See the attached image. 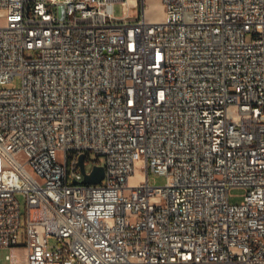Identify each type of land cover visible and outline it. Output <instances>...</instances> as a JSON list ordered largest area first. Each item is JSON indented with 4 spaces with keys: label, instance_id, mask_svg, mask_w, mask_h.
Masks as SVG:
<instances>
[{
    "label": "built area",
    "instance_id": "2783aa9c",
    "mask_svg": "<svg viewBox=\"0 0 264 264\" xmlns=\"http://www.w3.org/2000/svg\"><path fill=\"white\" fill-rule=\"evenodd\" d=\"M129 1L0 0L7 264H264V0Z\"/></svg>",
    "mask_w": 264,
    "mask_h": 264
},
{
    "label": "rangeland",
    "instance_id": "374dc122",
    "mask_svg": "<svg viewBox=\"0 0 264 264\" xmlns=\"http://www.w3.org/2000/svg\"><path fill=\"white\" fill-rule=\"evenodd\" d=\"M139 4L137 7H134L130 3L128 6V15L129 19H136L137 17H141V8L142 5L144 7L145 13V20L147 22H159L164 18V6L160 0H138ZM113 14L116 18H121L124 15V9L121 3H115L113 6ZM4 19L0 17V24L3 23ZM20 84V79L18 76H15L13 80L10 82V86L17 87ZM95 162H99L101 165L103 164L102 157H93L91 156L85 163L86 169L89 171L91 167L94 165ZM137 173L136 177L144 176L145 172L141 168V162L136 163ZM148 183L153 186H164L166 183V177L164 175L155 174L152 171L147 173ZM244 190L241 188H232L229 190V202L231 204H239L243 200ZM15 198L17 199L19 206H20V229L19 233L21 234L22 238L20 239V244L25 243V224L27 219V207L26 201L22 193H16ZM42 213L33 211L32 216L38 217ZM48 245L50 247L55 246L57 244L56 239L53 235L48 236ZM11 253L14 257L21 256L24 253L23 247L18 248H9V247H0V264H7L8 261L5 259V255Z\"/></svg>",
    "mask_w": 264,
    "mask_h": 264
},
{
    "label": "water",
    "instance_id": "95a60500",
    "mask_svg": "<svg viewBox=\"0 0 264 264\" xmlns=\"http://www.w3.org/2000/svg\"><path fill=\"white\" fill-rule=\"evenodd\" d=\"M61 9V8H60ZM79 165L83 171V157H80ZM104 172L102 166H94L89 174L84 175V182L90 184H97L103 178Z\"/></svg>",
    "mask_w": 264,
    "mask_h": 264
},
{
    "label": "crops",
    "instance_id": "0c3cea01",
    "mask_svg": "<svg viewBox=\"0 0 264 264\" xmlns=\"http://www.w3.org/2000/svg\"><path fill=\"white\" fill-rule=\"evenodd\" d=\"M129 2L130 3H135L136 1L135 0H130ZM137 4H139L138 0H137Z\"/></svg>",
    "mask_w": 264,
    "mask_h": 264
}]
</instances>
